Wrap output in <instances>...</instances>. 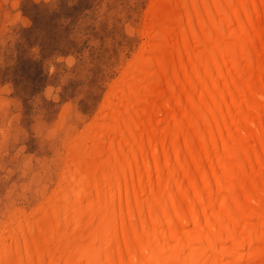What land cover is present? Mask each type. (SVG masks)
Returning a JSON list of instances; mask_svg holds the SVG:
<instances>
[{
	"label": "bare ground",
	"instance_id": "6f19581e",
	"mask_svg": "<svg viewBox=\"0 0 264 264\" xmlns=\"http://www.w3.org/2000/svg\"><path fill=\"white\" fill-rule=\"evenodd\" d=\"M143 32L0 264H264V0H154Z\"/></svg>",
	"mask_w": 264,
	"mask_h": 264
},
{
	"label": "rangeland",
	"instance_id": "374dc122",
	"mask_svg": "<svg viewBox=\"0 0 264 264\" xmlns=\"http://www.w3.org/2000/svg\"><path fill=\"white\" fill-rule=\"evenodd\" d=\"M153 1L0 0V239L61 195L75 140L142 58Z\"/></svg>",
	"mask_w": 264,
	"mask_h": 264
}]
</instances>
